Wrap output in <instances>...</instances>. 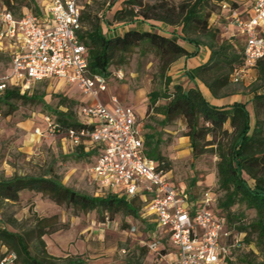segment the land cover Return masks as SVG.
<instances>
[{
  "label": "trees",
  "instance_id": "obj_1",
  "mask_svg": "<svg viewBox=\"0 0 264 264\" xmlns=\"http://www.w3.org/2000/svg\"><path fill=\"white\" fill-rule=\"evenodd\" d=\"M209 1L158 0L149 3L146 0H122V6L114 11L113 18L124 24L140 19L179 26L183 41L198 48L203 47L208 52L202 64L189 69L188 79L200 80L213 96L219 97L231 93V74L244 63L243 39L239 36L220 39L222 24L217 17L212 20L217 0H211L215 10L210 8ZM6 3L9 5V0ZM34 11L39 13L37 5ZM80 21L77 36L86 47L88 68L94 74L107 77L110 74L109 67L117 60L125 62L127 54L135 47L150 48L162 57L165 70L180 56L190 54L182 44L157 31H139L130 27L122 35L107 36L98 17L86 12L82 14V9ZM82 21H86L88 27L82 29ZM253 70L262 80L261 85H264V55L255 62ZM252 92L250 100H235L229 105L216 106L204 97L197 86L172 84L167 75L163 91L151 90L148 99L150 109L162 116L160 124L167 125L174 120L182 122L184 135L189 139L192 161L205 152L217 156V186L223 191V196L217 199L216 208L226 215L230 226L232 216L229 209L232 205L243 202L247 208L254 210L255 218L249 227L256 233L258 245L264 247V91L254 88ZM161 98L166 101L157 105L156 102ZM20 99L42 100L43 94L28 95L16 87H9L0 94V110L10 113L15 108L13 101ZM250 103L252 114L248 109ZM74 104H77L75 100L60 96L59 105L67 111L53 109V112L48 113L63 128L81 126L82 123L77 121L75 113L70 109ZM47 108L51 109L50 106ZM144 137L145 148L146 145L150 147L153 133ZM154 143V146L146 149V153L164 169H170L168 162L155 150L157 143ZM75 150L80 156L94 154L93 150L84 152L82 146L75 147ZM24 190L46 194L55 203L71 207L76 213L96 210L102 214L103 219H113L119 212L140 218L142 201L139 198L127 199L112 192L102 195L81 193L64 185L51 171L42 175L13 174L0 177V209L6 202L16 201L19 193ZM51 219L36 217L31 221L20 222L12 214L4 215L1 212L0 250L4 246L15 253L14 264H83L84 260L80 257H55L47 252L43 236L55 230ZM231 228L241 234L243 240L247 228L242 225ZM148 230L151 232L150 227ZM141 250L142 255H145L146 245ZM163 252L161 248L160 254ZM136 264L142 263L138 260ZM227 264H231V261L228 260ZM251 264H264V258Z\"/></svg>",
  "mask_w": 264,
  "mask_h": 264
},
{
  "label": "built area",
  "instance_id": "obj_2",
  "mask_svg": "<svg viewBox=\"0 0 264 264\" xmlns=\"http://www.w3.org/2000/svg\"><path fill=\"white\" fill-rule=\"evenodd\" d=\"M81 0H50L41 13L25 8L19 15L0 12V94L9 87L29 93L42 80H61L76 85L85 100L77 106L81 126L61 127L50 113L43 114L45 126H35L33 134L61 135L71 147L94 151L90 167L92 181L100 195L112 192L142 201L140 218L154 223L144 244L160 255L164 238L176 248L168 264H227L240 245L224 213L214 208L215 197L206 188L195 195L178 190L167 171L146 153L144 135L132 107L111 95L108 103L98 100L107 91L108 78L91 73L86 47L77 32L81 27ZM223 33L241 36L244 63L231 74L239 82L264 55V0H217ZM120 72V77H121ZM89 98L90 101H86ZM110 219L98 224L107 228ZM159 230L160 233H157ZM130 234L138 229L131 226ZM0 264H14L15 253L1 247Z\"/></svg>",
  "mask_w": 264,
  "mask_h": 264
},
{
  "label": "rangeland",
  "instance_id": "obj_3",
  "mask_svg": "<svg viewBox=\"0 0 264 264\" xmlns=\"http://www.w3.org/2000/svg\"><path fill=\"white\" fill-rule=\"evenodd\" d=\"M155 1L158 0H146L149 3ZM47 2L48 0H9L7 5L6 0H0V12L7 9L18 14L25 8L35 12L34 7L37 5L41 13L49 3ZM80 5L82 14L86 12L96 15L101 25L102 22L112 25L118 21L114 20L110 11L122 6V3L120 0H81ZM209 5L215 10L211 0ZM218 21L222 23V20ZM86 27L87 22L82 21V29ZM227 36L225 33L219 35L220 39H226ZM3 49L4 46H1L0 52H3ZM5 61L0 55V64L5 65ZM119 61L109 67L107 90H110L111 95L121 97L124 105L132 107L144 136L153 133L150 147L156 142L155 150L168 162L170 170L166 175L170 184L178 190L193 192L195 195L206 188L210 189L215 197L216 208L217 199L223 196V191L217 186V156L205 152L192 161L191 149L189 153L186 152L190 146L188 137H184L185 127L182 122L174 120L162 125L159 123L162 116L152 111L149 106L148 93L151 90L163 91L165 77L172 64L165 70L164 59L150 48L143 47H135L127 54L125 62ZM63 83L55 79L37 82L28 95L43 94L42 100L20 99L13 101L15 108L10 113L6 114L4 109L0 110V177L13 174L42 175L51 171L67 187L89 195H100L101 190L90 175V167L95 160L93 154L78 155L75 147L65 142L61 135L33 134L35 126L44 128L43 114L53 112V109L67 111L64 106L59 105L60 96L75 100L77 104L72 105L70 109L75 113L76 119L83 118L77 113L78 101L75 95L78 87L71 85L65 92L63 89L66 86ZM261 84L262 80L251 68L241 81L230 84L229 91L240 94L242 100H250L254 88L264 91V85ZM165 101L161 98L156 104L161 105ZM248 109L252 114L251 103L248 104ZM56 111L54 113L58 116ZM150 147L146 145V149ZM1 212L4 215L12 214L20 222L31 221L36 217L52 218L55 230L45 234L43 239L47 252L55 257H80L84 260L83 264H136L138 260L142 264H166L159 254L149 251L148 248L145 255H142L141 247L152 234L148 228L152 231L154 229V223L148 217L136 218L119 212L110 219L107 228L102 229L98 224L105 218L103 219L98 211L76 213L71 207L55 203L46 194L28 190L21 191L16 201L6 202L0 209ZM229 212L232 216L231 226L242 225L247 228L240 245L230 255L231 264L261 261L264 258V247L258 245L256 233L249 227L255 218V211L247 208L245 203L237 202L230 207ZM131 226L138 229L136 234H130ZM156 231L160 233L159 230ZM164 240L163 238L162 241ZM163 243L167 244L166 241ZM1 253L0 250V256Z\"/></svg>",
  "mask_w": 264,
  "mask_h": 264
},
{
  "label": "crops",
  "instance_id": "obj_4",
  "mask_svg": "<svg viewBox=\"0 0 264 264\" xmlns=\"http://www.w3.org/2000/svg\"><path fill=\"white\" fill-rule=\"evenodd\" d=\"M122 0H120L121 3ZM49 2V0H48ZM47 2V3H48ZM119 8L116 7L114 11ZM114 11H110L111 14L114 13ZM102 30L107 36H115V35H122L123 32L127 28H135L139 31L147 30V31H157L160 34L167 36L171 38L172 40L177 41L178 43L182 44L183 47L190 53L189 55H182L180 56L170 67V70L168 72V75L171 78V83H181L185 86H197L199 90L202 92L204 97L213 105L216 106H225L231 104L235 100H242L241 95L238 93L231 92L224 96L215 97L213 96L209 89L205 86L203 82H201L198 79L195 80H189L188 79V71L189 69L202 64L208 57V52L203 47H196L193 44L187 43L183 41L180 37V28L179 26H170L164 23H156V22H146L142 20H135L129 24H124L122 22H117L108 24L107 22H102ZM56 80V79H55ZM61 82V80H58ZM64 82V81H63ZM66 88L63 89L65 92H67L72 84L63 83ZM113 94V93H112ZM115 95V94H114ZM111 96L110 90H107L106 92H103L99 95L98 100L102 101L103 103H108V99ZM118 96V95H117ZM76 100L78 101V104L85 99L83 97H80L79 93L77 92L75 95ZM118 99L120 102H123V99L118 96ZM249 100V99H248ZM86 101H90L89 98L86 99ZM243 101H247V99H244ZM78 106V105H77ZM186 137V136H184ZM186 140V139H185ZM188 144V143H187ZM186 152H190V148L188 147L186 149ZM167 242V244L163 243L162 248L164 249V252L160 254V258L165 261L166 264H168L169 261H171L175 257L176 248L171 245V243L167 240H164ZM163 241V242H164Z\"/></svg>",
  "mask_w": 264,
  "mask_h": 264
}]
</instances>
